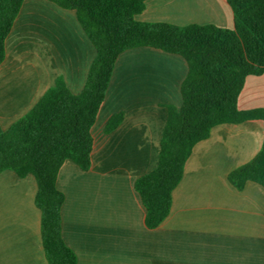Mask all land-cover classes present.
<instances>
[{
    "label": "crops",
    "instance_id": "obj_1",
    "mask_svg": "<svg viewBox=\"0 0 264 264\" xmlns=\"http://www.w3.org/2000/svg\"><path fill=\"white\" fill-rule=\"evenodd\" d=\"M142 22L214 24L233 28L227 0H146ZM0 65V127L24 116L62 77L78 94L96 50L76 11L48 0H25L5 41ZM186 60L149 46L122 52L114 65L91 133V167L72 160L56 186L64 194L62 238L77 264H264V187L238 190L228 174L253 158L264 121L212 128L186 162L160 226L145 224L135 180L158 164L165 105L182 104ZM264 107V72L246 77L238 108ZM121 114L107 132L110 119ZM38 185L31 174L0 172V264H48L41 236Z\"/></svg>",
    "mask_w": 264,
    "mask_h": 264
},
{
    "label": "trees",
    "instance_id": "obj_2",
    "mask_svg": "<svg viewBox=\"0 0 264 264\" xmlns=\"http://www.w3.org/2000/svg\"><path fill=\"white\" fill-rule=\"evenodd\" d=\"M25 0H0V65L5 41ZM76 11L96 55L81 92L72 93L57 77L35 105L7 129L0 127V172L33 175L41 211V236L48 264H77L62 238L64 194L57 188L59 170L72 160L87 171L92 164V126L104 101L118 56L149 46L182 56L188 72L181 85L182 104L165 105L167 119L157 166L138 177L134 188L146 210L145 224L154 229L170 214L172 194L180 183L194 147L213 127L264 121V107L242 110L238 98L246 77L264 72V0H227L233 28L214 24L175 25L136 19L146 0H48ZM122 115L113 116L106 131ZM228 179L238 190L248 181L264 187V138L260 150L233 169Z\"/></svg>",
    "mask_w": 264,
    "mask_h": 264
}]
</instances>
